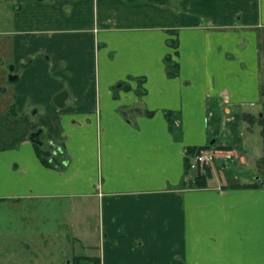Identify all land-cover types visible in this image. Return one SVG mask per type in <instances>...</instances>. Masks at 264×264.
<instances>
[{
	"label": "crops",
	"instance_id": "1",
	"mask_svg": "<svg viewBox=\"0 0 264 264\" xmlns=\"http://www.w3.org/2000/svg\"><path fill=\"white\" fill-rule=\"evenodd\" d=\"M10 21L0 203L77 202L62 233L98 242L39 243L32 255L52 231L24 228L10 249L0 237V264H264V186L194 190L185 175L186 149L247 106L264 149V0H0V24ZM38 129L42 146L29 139Z\"/></svg>",
	"mask_w": 264,
	"mask_h": 264
},
{
	"label": "rangeland",
	"instance_id": "2",
	"mask_svg": "<svg viewBox=\"0 0 264 264\" xmlns=\"http://www.w3.org/2000/svg\"><path fill=\"white\" fill-rule=\"evenodd\" d=\"M2 20L3 19H1V21ZM13 29V23L11 21L6 25H3L2 22L0 24V31L12 32ZM0 38V55L2 56L4 55L2 54L3 51H7L9 46H7L4 42V37ZM259 47L263 51L264 42L259 43ZM259 65L261 68L260 78L262 80L261 82H263L264 61L260 59ZM262 95L264 96L263 89L261 90L260 98H262ZM258 107L259 106H256L255 108L257 109ZM244 108L247 112L242 114L243 117L239 124L234 125V127L231 129L229 125L222 124L221 127L219 123L217 127L221 129H218V133L219 131L221 133L214 135V138H211L210 142H208L205 147H201V150L196 151L193 155L189 156L190 166L187 173H185V175H188L187 180H190L187 184L188 188L194 190L200 189V187L195 186L196 181H201L203 183V179L206 186L207 182L211 179L220 180L223 182L231 180L232 182H236L237 179L242 180V177H247L249 181L255 182L256 184H253L255 187H258L259 185L264 186V149L262 137L263 124L258 120L254 121L255 123H250L249 118H245V116L250 115L248 114V110H250L251 107L247 106ZM212 141L214 142L211 144ZM201 151H203V153L208 151V155L211 157L209 162L210 164L208 166L209 168H207V172L203 174L199 172V164H196L194 160L191 164L192 159H194L195 156ZM255 153H259V158L257 160L253 155ZM200 175H203V177H200ZM244 186L246 185H242L240 187ZM65 200L66 199L62 201ZM81 209L82 207L77 202L73 205L66 202L56 205L43 202H32L30 205H26L22 202L15 204L0 203V237L3 240L4 237H7L5 247L10 249L8 245L14 244L17 241L26 242V238H24L25 236L21 234V232H25L21 231L22 229L26 228L25 230L27 231L28 228L31 230V232H33L32 230L40 231L41 228L47 227V229H50L52 233L47 235V240L34 239L35 242L34 245H32V255H38L39 253L36 252V250H38L40 244L47 242L53 245H59L61 243L63 244L64 241L63 247H70V249L73 246L74 249H81L82 245H96L95 242H98V240L94 239L93 236L85 235L78 237L72 232H69L68 235L62 233L63 228L67 225L69 226L72 223V217L75 216L77 211H81ZM24 214L27 215L25 218L22 217ZM7 227H9V229H7ZM14 232H20V234L16 233L17 235H13ZM73 236H75V239L73 240L74 243L72 242ZM68 239H70V242ZM66 241H68V243ZM71 253L72 252H69L70 256ZM79 253L82 254V251ZM69 259L72 260V257H69ZM26 260H28V258H26Z\"/></svg>",
	"mask_w": 264,
	"mask_h": 264
},
{
	"label": "trees",
	"instance_id": "3",
	"mask_svg": "<svg viewBox=\"0 0 264 264\" xmlns=\"http://www.w3.org/2000/svg\"><path fill=\"white\" fill-rule=\"evenodd\" d=\"M166 60L169 62L168 74L170 76H175L177 74V69H178L177 65L172 64L170 62V60H169V57H167ZM199 150H201V148H198L197 149V148H191V147H189V148L186 149V155H185V173H187V171L189 169V166H190L189 165V156L190 155H193L196 151H199ZM42 160H43V163H46L47 164V162L45 161L44 158ZM263 160H264V158H263ZM201 176L203 177V175H200V177ZM195 186L200 187V188L201 187H204L205 186L204 179H203V183L201 181H196V185ZM238 187H240V186H238ZM250 187H252V186H250Z\"/></svg>",
	"mask_w": 264,
	"mask_h": 264
},
{
	"label": "water",
	"instance_id": "4",
	"mask_svg": "<svg viewBox=\"0 0 264 264\" xmlns=\"http://www.w3.org/2000/svg\"><path fill=\"white\" fill-rule=\"evenodd\" d=\"M11 69H12V67H11ZM15 79H16V76H14V75H10V76H9V80H10V81H13V80H15ZM66 97H67V93H65V92L60 93V94L56 97L55 101H56L58 104L61 105V104H63V101L65 100ZM40 133H41V130H39V131H37V132H35V133H32V134L30 135L29 139H30L33 143H35V144L42 145V143L39 141V135H40ZM213 142H214V141H212L211 144H212Z\"/></svg>",
	"mask_w": 264,
	"mask_h": 264
},
{
	"label": "built area",
	"instance_id": "5",
	"mask_svg": "<svg viewBox=\"0 0 264 264\" xmlns=\"http://www.w3.org/2000/svg\"><path fill=\"white\" fill-rule=\"evenodd\" d=\"M209 152L207 151L206 153H203V151H201L195 158H194V162L196 164H199V172L201 174L205 173L208 166H209V162L211 157L208 155Z\"/></svg>",
	"mask_w": 264,
	"mask_h": 264
},
{
	"label": "flooded vegetation",
	"instance_id": "6",
	"mask_svg": "<svg viewBox=\"0 0 264 264\" xmlns=\"http://www.w3.org/2000/svg\"><path fill=\"white\" fill-rule=\"evenodd\" d=\"M11 67H12V69H11ZM8 69V71L10 72V75H14L15 76V74H14V67H13V65H9V67L7 68ZM16 79H17V77H16ZM15 79V80H16ZM14 81V80H13ZM39 130V129H38ZM42 143V142H41ZM43 145V144H42ZM42 145H39V146H42ZM57 150H55V148L54 147H51V145L46 149V151L44 152V153H46V155H47V157L48 158H50V159H53L52 157H54V155L55 154H57ZM54 160V159H53ZM52 161V160H51Z\"/></svg>",
	"mask_w": 264,
	"mask_h": 264
}]
</instances>
